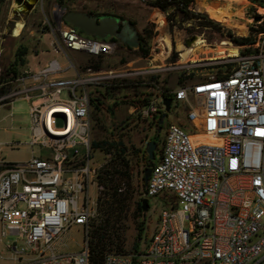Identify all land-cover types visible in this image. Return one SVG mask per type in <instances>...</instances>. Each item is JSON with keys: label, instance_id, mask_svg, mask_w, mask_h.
<instances>
[{"label": "built area", "instance_id": "obj_1", "mask_svg": "<svg viewBox=\"0 0 264 264\" xmlns=\"http://www.w3.org/2000/svg\"><path fill=\"white\" fill-rule=\"evenodd\" d=\"M65 12L53 8L51 32L68 63L54 57L36 70L25 67L0 97L9 106L2 119L14 120L16 100L28 103L27 140L0 141V152L30 148L20 161L0 157V242L15 235L6 245L14 264H90L88 230L103 189L96 180L100 165L90 164L91 98L94 88L110 86L123 73L72 62L66 51L106 56L117 41L86 34L64 20ZM250 45L253 51L232 56L218 76L140 98L145 119L164 112L166 93L172 94L170 109L181 103L184 110L167 123L142 193L161 194L164 206L143 247L107 252L102 264H264V40ZM175 67L148 62L138 74ZM147 84L158 88L157 81ZM71 226L83 228L84 243L77 252L58 253L56 241Z\"/></svg>", "mask_w": 264, "mask_h": 264}, {"label": "rangeland", "instance_id": "obj_2", "mask_svg": "<svg viewBox=\"0 0 264 264\" xmlns=\"http://www.w3.org/2000/svg\"><path fill=\"white\" fill-rule=\"evenodd\" d=\"M145 1L149 0H63L62 3L58 0H34L31 9L21 11L16 15L13 12L15 9V0H0V63L2 64L4 62V57L12 56L17 46H25L27 48L24 56L25 63L19 66L18 72L25 67L36 70L43 63L54 57L62 64L68 63L67 55L62 51H57L58 49L56 50L52 43L55 38V35L51 32L52 21L54 19L53 8L56 5L64 8L65 11H67V8H70L97 12L102 15L109 14L123 17L132 22L138 38L139 36L143 37L142 42L144 47L148 49L147 55H144L138 46L128 48L125 41L121 39L117 41L115 51L106 56L91 57L87 55H75L72 52L66 51L72 62L79 65V69L83 68L84 65L96 64L97 66L94 68L96 71L113 70L123 73L121 77L110 81V85H112L123 80L125 82L123 89H118L109 96H100L97 90L106 89L108 85L100 84L98 88H94V95H99L103 103L100 105L101 108L98 113L99 121L94 119L93 105L90 108V143L96 139L112 138L120 135L122 136L123 142L128 146L129 152L137 151V149L140 150L137 154L138 157L130 156L131 163L137 172L138 189H140V180L143 177V168L148 166L145 165L146 162L143 158L146 142L154 140L153 137L156 136L159 140L158 146L161 147L167 123L169 121L175 122L180 117L182 118L184 111L181 103H179L169 110L163 118L160 127H158L156 123L157 119H145L138 113L140 98L143 95L159 94L161 90L166 89L165 86L170 89H175L181 84H193L211 76H218L225 67H230L227 60L232 56H227L229 49H218L216 47H234L236 49L233 50H237L240 55V47L232 43L222 29L210 28L209 26L200 28L201 20L198 18L185 20L180 23L179 21L176 22L179 16L174 15L172 17L174 11L172 7L166 10L157 7L151 8ZM203 1L195 0L194 10L206 14L207 12L202 5ZM211 1H217L221 6L227 2V0H208V2ZM197 3L205 12L198 8ZM60 10L57 7V11ZM161 13H163L168 22L173 21L176 29L183 30L188 34L200 36V38H197V42L205 39L204 45L207 48L198 47L191 49V56L188 60H182L179 67L171 70H158L152 74H138V70L147 69L148 60L150 59L147 56L151 51H155L154 49H157V45L161 44L160 41L163 40L162 37L166 28L165 26H161L156 20L158 18L161 21L164 18V16H161ZM233 13L235 17L232 20H217L231 24L232 26L218 22L219 25L231 29L234 35L252 36L255 37V42L264 40V7L257 5L252 0H237L233 3ZM257 17L259 19H256ZM233 26H244V28L237 29ZM13 37L17 39L13 40ZM222 42H226L227 44H222ZM98 57L102 58L99 59ZM209 57L215 58L209 59ZM167 64H171L173 67L175 66V63L171 61H167ZM67 73L72 75L75 73V69L71 68ZM180 76L182 82H178ZM149 81H157L158 88H149V84H147ZM9 87V80H0V97L7 94ZM115 101H118V103L114 104ZM2 103L3 100L0 101V141H26L28 138L29 124L28 103L25 100H16L14 102L13 116L15 120H11L10 117L2 119L9 113V106L3 105ZM33 149L37 152L39 147L35 146ZM79 150L84 154L86 153V150L83 148H79ZM91 150V165H100L101 167L106 163L109 156L103 150L92 147ZM29 155L30 148L26 145H20L16 148H8L5 146L0 152V157L4 156L9 161H20L28 158ZM152 160L156 162L157 153L154 154ZM96 180L98 181L97 176ZM138 193L133 189L132 193L128 194L129 200L126 210L117 216L120 222H117L118 224L115 225V228H112V232L114 229L119 231L118 233L122 240L118 249L119 253L132 251L133 244L137 240V225L141 220V216L139 215H141V212L143 214V211H138V215L136 214V204L139 201ZM100 195H102V191L97 193L94 206L95 215L90 221L88 235L94 223L99 221L100 215L102 217L105 216L100 210H103L110 201V198L107 196H104L100 201L98 199ZM164 201L165 197L161 194L148 198L149 208L146 211V216L143 217L142 215L145 218V229L138 239L140 247L145 245L146 239L151 235L157 223L158 213L164 206ZM98 202H101L102 206ZM19 206L24 207L23 203H20ZM14 238L15 235H8L1 238L0 264H14L17 261L13 253H11V250L6 247L7 243L13 241ZM84 240L85 232L82 227L71 226L66 228L60 233L56 241L57 252L63 254L77 252L83 245ZM19 260L21 261L22 259Z\"/></svg>", "mask_w": 264, "mask_h": 264}, {"label": "trees", "instance_id": "obj_3", "mask_svg": "<svg viewBox=\"0 0 264 264\" xmlns=\"http://www.w3.org/2000/svg\"><path fill=\"white\" fill-rule=\"evenodd\" d=\"M60 3L63 0H58ZM257 5L264 7V0H252ZM145 3L151 8H159L162 10H166L168 8H173L172 17L174 15H178L179 18L176 19V22L190 20L194 18H198L200 21V28L204 26H209L210 28H216L219 30H223L226 33V36L229 40L235 45L240 47V54H245L247 52L253 51V48L250 44L255 43V37L252 36H237L234 35L231 29L223 27L219 25L217 20L212 19L211 17L206 15L203 12H196L195 8V0H149L145 1ZM198 8L202 9L198 3ZM68 11H78L76 9H66ZM203 10V9H202ZM204 11V10H203ZM205 12V11H204ZM211 18V19H210ZM160 25L162 26L161 21L156 19ZM223 23V22H220ZM226 24V23H223ZM168 32L169 35H163L161 44L157 45V49L155 51H151L147 58H153L157 56L162 63H167V61H171L177 63L179 59L188 60L191 56V46L188 44V39L192 35L188 34L180 29L173 30V24L168 22ZM230 25L231 24H226ZM237 29H243L244 26H233ZM199 36H196V38ZM17 38L13 37V40ZM111 39L119 41L116 36L111 37ZM143 37L139 36L138 47L140 51L144 54H148V49L144 47L142 42ZM207 43V42H206ZM226 42H222L225 44ZM227 44V43H226ZM128 48H131L128 44H126ZM162 45V46H161ZM218 49H236L234 47H216ZM27 52V48L25 46H17L12 53V56L9 55L4 57V62L0 65V80H10L13 79L18 73V69L20 65L25 63V54ZM99 59L102 57H98ZM3 61V60H2ZM93 68H95L96 64H90ZM178 82H182L181 76L178 78ZM165 86V85H164ZM125 87V82L122 80L116 84H112L108 86L106 89H98V93L101 95H111V93L115 92L118 89H123ZM166 89H170L165 86ZM171 97L172 94L166 93L164 96ZM99 95H95L91 98V103L94 108V119L99 121L98 113L100 111V105L103 103ZM118 101H115L114 104H117ZM163 112H161L159 118L156 120L157 126L160 127L159 120L162 117ZM154 141H156V148L154 154L158 153L161 148L158 146L159 140L156 136L153 137ZM92 148H99L103 150L109 157L106 163H104L98 169V182L103 186L102 195L99 196L98 199L100 201L104 196L110 198L108 204H106L103 210H100L103 215H100V219L98 222L94 223L93 228L89 231V250H90V264H102L104 260V256L107 252L115 251L119 252V246L122 243L120 239L119 231L114 229L112 232V228H115L118 221L117 216L122 214L127 207L129 200V193H132L134 189L139 194V201H137L136 206V214L138 215V211H142L141 209V200L144 198L142 193L145 189L146 182L143 180V177L140 180V189H138V179L136 177V168L131 163L130 156H137L140 150L137 149L134 152H129L128 146L123 142L122 136L116 135L112 138H103L96 139L90 143ZM157 150V151H156ZM143 158L145 159V165H153L154 161L150 160L148 154L146 152V148L144 150ZM139 190V191H138ZM101 205V202H98ZM141 220L137 225V240L133 244V251H137L139 249V241L138 239L141 237L142 233L145 229V218L142 217V212L140 213Z\"/></svg>", "mask_w": 264, "mask_h": 264}, {"label": "water", "instance_id": "obj_4", "mask_svg": "<svg viewBox=\"0 0 264 264\" xmlns=\"http://www.w3.org/2000/svg\"><path fill=\"white\" fill-rule=\"evenodd\" d=\"M37 1V0H35ZM25 5L28 9L33 7L32 3L28 1H24ZM14 14L18 15L21 10L14 9ZM256 19H259L257 17ZM64 20L69 22L70 24L74 25L75 27L79 28L83 32L88 35L96 36L99 38H106L108 36H119V31L117 30L119 19L114 16H97L92 12H85V11H68L64 14ZM133 34H137L134 30L130 36L132 37ZM125 43L131 47H136L138 45V41L136 40H125ZM172 99L170 97H165L163 99V104L165 110L162 114L161 119L159 120L162 123V119L166 116L168 111L170 110ZM156 148V141L150 140L147 144L146 152L150 160L154 158V151ZM151 167L146 166L143 168V180L146 182L151 172ZM149 208L148 198L144 197L141 200V209L143 211V217L146 216V211Z\"/></svg>", "mask_w": 264, "mask_h": 264}, {"label": "bare ground", "instance_id": "obj_5", "mask_svg": "<svg viewBox=\"0 0 264 264\" xmlns=\"http://www.w3.org/2000/svg\"><path fill=\"white\" fill-rule=\"evenodd\" d=\"M24 1H28L29 3L34 4V0H15V3H14L15 9H18L21 11L29 10L27 8V6L25 5ZM236 1L237 0H227V2L223 6H221V5H219V3H217V1L208 2V0H204L202 2V5L211 18H213L215 20H232V19H234L233 17H235V14L233 13V3ZM161 16L162 17L164 16L163 13H161ZM169 22L173 24L172 20ZM161 23H162V26H165V28H166L164 35H169L168 25H167L168 21L166 20L165 17L161 19ZM173 29H176V26L174 24H173ZM197 38H200V36ZM197 38H196V35H192L191 37H189L188 44L189 45L192 44L191 49H196L198 47L207 48L204 45L205 39L201 38L202 39L201 42H197ZM228 51H229V54L227 56H235L238 53L237 50H233V49H229ZM213 58H215V57H209V59H213ZM181 61H182V59L180 58L176 64H181ZM148 62H149V66L154 67V68H159V67L164 65L163 63H161L159 61V58L157 56L150 58L148 60ZM202 138H203V140H205L207 142H215L210 137L202 136Z\"/></svg>", "mask_w": 264, "mask_h": 264}, {"label": "flooded vegetation", "instance_id": "obj_6", "mask_svg": "<svg viewBox=\"0 0 264 264\" xmlns=\"http://www.w3.org/2000/svg\"><path fill=\"white\" fill-rule=\"evenodd\" d=\"M87 12H92V11H87ZM92 13L96 14L98 17L104 16L102 14H98L97 12H92ZM105 15L114 16V17H117L119 19L117 30L119 31L120 34H119V36H116L118 39H121L123 41H125V40H136L139 42L137 34H133L132 37L130 36V34L135 30L132 22L126 20L123 17L117 16V15H109V14H105ZM149 141L146 142L145 148H147V144ZM141 143H142V141H141ZM150 167H151V165H150Z\"/></svg>", "mask_w": 264, "mask_h": 264}, {"label": "crops", "instance_id": "obj_7", "mask_svg": "<svg viewBox=\"0 0 264 264\" xmlns=\"http://www.w3.org/2000/svg\"><path fill=\"white\" fill-rule=\"evenodd\" d=\"M78 11H85V10H78ZM85 12H87V11H85ZM6 119V118H5ZM14 120H15V118H14ZM17 141V140H16Z\"/></svg>", "mask_w": 264, "mask_h": 264}]
</instances>
